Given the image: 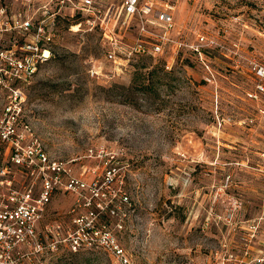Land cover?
I'll use <instances>...</instances> for the list:
<instances>
[{
  "label": "rangeland",
  "instance_id": "rangeland-1",
  "mask_svg": "<svg viewBox=\"0 0 264 264\" xmlns=\"http://www.w3.org/2000/svg\"><path fill=\"white\" fill-rule=\"evenodd\" d=\"M28 1L34 12L57 5L8 0L17 11ZM108 2L114 34L135 44L137 29L118 30L121 1ZM167 2L158 0L157 9ZM174 20L171 41L161 40L163 27L150 28L158 38H141L149 46L158 40V55L118 68L106 59L104 31L75 32L72 18L59 16L53 57L28 81L0 76V165L9 164L11 142L2 132L12 126L24 146L38 142L54 161L75 160L77 175L103 174L109 163L131 201L120 219L105 216L99 224L109 226L132 264H208L233 228L225 218L251 219L264 206V119L260 103L246 97L258 81L250 62L264 64V0H180ZM22 40L32 38H0V53L8 51L0 70ZM103 149L102 160L90 157L89 150ZM55 197L57 213L73 206L69 194ZM61 248L39 264H120L107 250Z\"/></svg>",
  "mask_w": 264,
  "mask_h": 264
},
{
  "label": "built area",
  "instance_id": "built-area-1",
  "mask_svg": "<svg viewBox=\"0 0 264 264\" xmlns=\"http://www.w3.org/2000/svg\"><path fill=\"white\" fill-rule=\"evenodd\" d=\"M54 1L57 2L54 8L44 5L34 12L29 1L17 11L8 0H0V38H32L20 41L18 53L5 56L7 68L0 70V76L28 81L37 72L39 64L53 57L50 44L56 34L55 23L59 16H70L73 21L70 30L75 32H84V27L86 31H104V39L109 45L106 59L118 68L126 67L140 57L158 55L162 51L158 40L157 44L149 46L141 38H158L150 28L163 27L166 32L161 40L171 41L168 36L176 27L174 10L180 0H168L163 10L157 9L158 0H120L118 30L126 33L137 29L139 38L132 45L118 40L122 35L114 34L108 0ZM67 11L68 14H62ZM5 53H0V58ZM249 65L258 81L255 90L248 92L246 97L260 103L258 112L264 119V64L251 61ZM91 74L100 77L94 70ZM10 89L19 93V88ZM2 133L3 140L11 145L5 151L9 153V164L0 165V264H39L41 258L58 253L61 247L73 253L103 249L120 264H132L109 226L99 224L105 216L120 219L124 215L123 207L131 201L128 192L122 189L124 180L116 176L115 169L108 168L106 162L103 174H97L95 169L92 176L86 169L82 175H77L73 165L75 160L54 161L38 142L24 146V135L18 134L14 126ZM89 154L99 160L108 155L104 149L89 150ZM261 156L264 159V153ZM115 181L119 184L117 189L114 188ZM60 191L69 194L74 201L64 214L52 208ZM236 203L243 205L239 199ZM225 222L233 228L222 233L218 246L208 256V264H264V206L260 214L251 219L231 213Z\"/></svg>",
  "mask_w": 264,
  "mask_h": 264
}]
</instances>
